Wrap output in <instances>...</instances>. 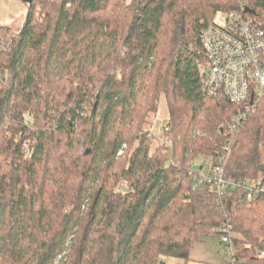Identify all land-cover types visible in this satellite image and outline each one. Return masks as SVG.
I'll return each instance as SVG.
<instances>
[{
  "label": "trees",
  "instance_id": "1",
  "mask_svg": "<svg viewBox=\"0 0 264 264\" xmlns=\"http://www.w3.org/2000/svg\"><path fill=\"white\" fill-rule=\"evenodd\" d=\"M248 1L264 14V0ZM235 6L34 0L0 24V264H186L224 229L222 264H264V197L219 201L189 175L222 159L229 178L264 179V100L229 134L241 107L202 90L200 32Z\"/></svg>",
  "mask_w": 264,
  "mask_h": 264
},
{
  "label": "built area",
  "instance_id": "2",
  "mask_svg": "<svg viewBox=\"0 0 264 264\" xmlns=\"http://www.w3.org/2000/svg\"><path fill=\"white\" fill-rule=\"evenodd\" d=\"M234 2L233 11L218 13L227 16L224 25L213 20L199 35L207 61L203 92L208 96L222 95L241 107L224 126L229 134L236 133L246 117L255 112L264 100V14L254 10L248 0ZM220 162L219 165L200 166L199 169L191 165L189 175L194 182L193 189L206 185L219 201L228 190H240L241 201L264 197V179L252 182L229 178L224 172V160L220 159ZM219 232L220 243L232 258L231 233L229 229Z\"/></svg>",
  "mask_w": 264,
  "mask_h": 264
},
{
  "label": "rangeland",
  "instance_id": "3",
  "mask_svg": "<svg viewBox=\"0 0 264 264\" xmlns=\"http://www.w3.org/2000/svg\"><path fill=\"white\" fill-rule=\"evenodd\" d=\"M27 13V6L21 3L19 0H0V23H7L12 19L22 18ZM226 15L216 14L214 21L220 25L225 24ZM19 20V19H18ZM12 22V21H11ZM10 22V23H11ZM9 24V23H7ZM168 114L164 98H161L158 102L157 112L150 118L147 130L150 132L149 136L153 141V145L162 143L163 141V128L167 122ZM226 124V123H225ZM225 126V125H224ZM125 147V145H124ZM124 149V148H122ZM210 159L201 160L198 159L194 162L196 169L200 166L210 167ZM224 167V165H223ZM206 244L197 243L191 250L189 257L192 259H201L210 261L216 257L217 251L219 252V258L222 260L230 261L231 257L226 254V248H221L220 238L210 236L205 238ZM173 259H165L158 264H173ZM57 264V263H56Z\"/></svg>",
  "mask_w": 264,
  "mask_h": 264
},
{
  "label": "crops",
  "instance_id": "4",
  "mask_svg": "<svg viewBox=\"0 0 264 264\" xmlns=\"http://www.w3.org/2000/svg\"><path fill=\"white\" fill-rule=\"evenodd\" d=\"M14 20L15 19H12L11 21H14ZM11 21H9L7 23H10ZM7 23H4V24H7ZM0 24H3V23H0ZM202 244H206V240ZM219 245L221 246V243ZM221 248H223V246H221ZM223 262H227V261L226 260H223V259L221 260L219 258V252L217 251L216 257L213 258V259H211L210 261L190 258V261H188L186 264H222ZM174 263H175V261H174ZM239 264H245V263H239Z\"/></svg>",
  "mask_w": 264,
  "mask_h": 264
},
{
  "label": "water",
  "instance_id": "5",
  "mask_svg": "<svg viewBox=\"0 0 264 264\" xmlns=\"http://www.w3.org/2000/svg\"><path fill=\"white\" fill-rule=\"evenodd\" d=\"M19 1L25 4L26 6H30L34 0H19Z\"/></svg>",
  "mask_w": 264,
  "mask_h": 264
}]
</instances>
